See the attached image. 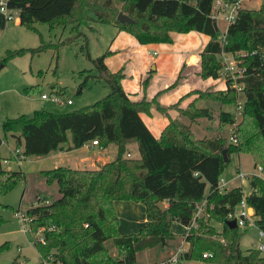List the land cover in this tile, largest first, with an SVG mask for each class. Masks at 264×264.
Here are the masks:
<instances>
[{"label": "trees", "instance_id": "1", "mask_svg": "<svg viewBox=\"0 0 264 264\" xmlns=\"http://www.w3.org/2000/svg\"><path fill=\"white\" fill-rule=\"evenodd\" d=\"M213 1L124 0L118 8L115 0H7L8 8L18 11L19 23L31 28L36 23H48L51 28L70 23L72 29L91 19L130 32L141 43L169 42L171 31L203 32L209 39L200 53L202 77L223 76L221 51L232 53L245 66L244 76L237 79L242 83L240 114L234 116L227 109H219L216 115L220 126L232 125L234 140L223 134L197 137L190 125L178 118L170 119L161 134L155 136L140 115L155 100L134 101L129 97L121 84L122 71L110 70L104 61L109 49L96 56L86 52L96 73L86 75L78 89L82 90L88 77L94 75L109 86L102 98L68 111L39 109L31 116L4 117L1 130L17 136L15 146H22L26 156L65 148V143H70L68 148L80 147L93 139L102 147L111 142L117 146L115 157L95 168L59 164L40 171L46 182H57L59 191L58 197L45 203L42 201L47 197L38 195L37 203L25 209L31 218V232L36 234L40 228L44 235L45 242L37 237L34 241L44 261L134 264L139 250L167 246L177 235L171 230V223L178 221L189 225L183 235L188 247L173 264H182L185 259L204 264H264V254L258 247L246 251L240 248L243 231L239 226L229 227L226 223L228 212L235 210L244 197L253 208L254 223L264 231V177L248 176L251 190L247 194L241 185L218 188V180L230 160V156L224 158L223 149L229 155L249 153L254 165H261L264 172V7L239 9L222 36L211 17ZM86 11L93 17H88ZM119 12L132 22L117 20ZM81 35L87 48V35ZM76 37L71 34L58 40L55 49ZM22 49L8 50L6 57ZM225 78V90L199 91L198 96L220 103H238L240 97L231 78ZM49 94L63 98L64 89L52 85ZM157 107L163 109L158 104ZM180 113L191 121L212 115L208 108L194 102L180 109ZM132 142L138 156L126 155L127 145ZM19 178H25L22 170L0 169V195L12 189ZM119 199L144 206L146 221L137 231L118 232L113 201ZM160 200L165 209L158 206ZM203 200L204 211L194 215L196 205ZM108 238L118 252L116 258L107 252L104 242ZM205 251L211 255L203 256Z\"/></svg>", "mask_w": 264, "mask_h": 264}, {"label": "rangeland", "instance_id": "2", "mask_svg": "<svg viewBox=\"0 0 264 264\" xmlns=\"http://www.w3.org/2000/svg\"><path fill=\"white\" fill-rule=\"evenodd\" d=\"M123 1L115 0L116 6L120 8V4ZM244 7L259 10L264 7V0H249L245 2ZM86 15L93 17L90 11H86ZM221 23L223 25V22ZM91 25H94L96 30H92ZM114 28L113 24L98 23L91 19L85 20V23L78 24L72 29L70 23L65 25L57 24L52 28L48 23H36L34 28H31L18 23L16 20L8 23L5 33L0 28V36L3 34L0 38V124L4 117H15L21 114L31 116L35 110L39 109L58 112L50 110V108L47 109V107L52 105L55 107V104L60 108V111L73 110L93 103L105 96L109 91V86L94 75L88 77L82 90L78 91V89L79 84L86 75L96 73V69L90 59L87 58L86 52L88 51L91 56L102 53L105 45L114 35V32L112 33ZM82 32L87 35V48L81 35ZM71 34L77 37L69 43L59 45L55 49L54 45L58 40ZM41 45L43 46L38 51L33 50V48ZM20 48H23L22 51L6 57L8 50L14 51ZM2 63L4 64L2 65ZM52 85L64 89L63 98H60L63 103L58 104L48 100L47 104L44 105V99L40 98V94L42 92L49 94ZM241 95L240 93L238 94L239 97H243ZM67 99H70L71 103L66 102ZM225 109L234 113L235 105L225 104ZM214 118L216 117L211 115L207 116V118H200L198 122H193L192 128L195 135L203 137L223 133L228 136L231 128L218 129L217 126L212 125ZM0 134L2 137L0 169L22 170L25 174V178L17 179L12 189L0 195V264H39L40 262L42 264H54L42 259L34 244L36 234L22 230V221L14 213V210L18 207H21L19 209H24L22 207L29 206L36 192L44 189V179L40 173L43 168L59 164L73 165L71 159L87 150L82 148L74 151H63L60 154L56 150L48 154L28 155L20 163L14 160L5 163L3 157L8 156L10 147L16 145L14 144L16 138L10 133H4L1 128ZM116 151V144L111 142L107 144L105 149H98L94 153L103 155L106 161L114 158ZM128 152L130 156L139 155L137 146L133 142L127 145V156ZM226 156H230V160L221 176L225 180L230 179V182L226 184L227 187L236 183V185L242 186L245 194L249 193L251 187L248 182V176L250 177V173H256L257 171L252 157L247 152H242L239 155L236 152H232L230 155L226 152ZM238 171L244 172L245 175L237 177ZM43 196L47 197L45 200L50 201L54 198L52 194ZM163 205L165 206L164 202ZM122 212L126 215V219L123 217L125 223L129 221L128 217L131 218L132 215L138 217L139 221L144 216L142 208L139 211L137 207H133L132 210L126 208ZM253 219L254 217L251 216L247 221V225L240 227L243 234L240 238L239 246L243 251H246L249 247H258L264 240L260 236L259 229ZM215 224L220 227L219 223L215 222ZM131 227V224H129L128 228ZM139 228L140 224L139 226L137 224V229L130 232H135ZM117 230L120 232L118 226ZM171 230L177 232L183 230L182 223L173 221ZM185 233H177L176 237L170 240L167 246H156L139 250L135 264H152L158 262L162 255L170 251H177L179 247H188L185 240L181 242V238ZM104 244L110 257L116 258L118 252L112 239H106ZM184 261H186L184 264H191L189 260ZM202 264L204 263L202 262Z\"/></svg>", "mask_w": 264, "mask_h": 264}, {"label": "crops", "instance_id": "3", "mask_svg": "<svg viewBox=\"0 0 264 264\" xmlns=\"http://www.w3.org/2000/svg\"><path fill=\"white\" fill-rule=\"evenodd\" d=\"M16 21L19 23L18 19ZM8 23L9 22L6 21L5 16L0 12V28L2 29L3 33H5L6 31ZM91 26L90 27L92 30H96V27L94 25ZM114 27L115 28L112 31V33L114 32V35L108 41L107 45H105L104 50L109 49L110 52L105 56L104 61L110 70L115 71L120 69L122 71L121 84L132 100H155V102L152 101V103L150 104L148 111L140 112L141 118L155 136H159L165 125L169 122L170 119L173 118H178L181 121L189 124L191 130L194 133L192 123L198 122L200 118H207V116H201L191 121L189 118H187L186 115L181 114L180 109L187 107L191 102H194V104L198 107L208 108L209 111H211V114L215 117L219 109H225L226 103H220L211 98H201L198 96L199 91L225 90L227 88L226 78L224 76L220 75L217 77H202L199 73L201 68L200 53L209 39V36L207 34L197 30H189L186 32L171 31L170 35L172 40L169 42L141 43L130 32L122 29L120 30L115 25ZM2 36L3 34L0 36V38ZM241 99L243 100V97H241ZM48 100L50 99H44V105L47 104ZM157 104L163 107V109L157 107ZM56 105L57 104H55V107L57 109L53 107L54 105L47 107V109L50 108V110L59 112L60 108ZM233 115L237 116L235 112L233 113ZM206 125L208 126V124ZM212 125L217 126L218 129H224L226 127L232 128V125H227L224 127L220 126L218 124L217 118H214L212 120ZM11 135L17 138L16 135ZM69 145L70 143H65V148L51 150L48 153L58 150L57 152L58 154H60L63 151H74L85 148L87 151H84L83 154L74 156L71 159V162H73V165H69L71 167L95 168L98 166V164H101L105 161V157L103 155H97L96 153H94V151H97L98 149L103 150L106 146L99 147L97 144H92L91 141H88L82 146L76 148H68L67 146ZM13 147L14 145L10 147V149ZM239 154H242V152L238 153V155ZM54 166L56 165H53L52 167ZM43 179L44 189L36 192L32 200L33 204H35V202L37 201L38 195L52 194L54 198L59 196L57 182L53 181L51 183H48L46 182L44 177ZM226 181L228 184V182H230V179H227ZM234 185H236V183H234L233 185H229V187ZM32 202H30V205L32 204ZM113 205L119 216L118 229L120 233H127L131 230H136L137 224L138 226L139 224L141 226L146 221L144 206L140 202L119 199L114 200ZM27 207L22 208L26 209ZM133 207H137L139 211L140 208H142L144 216L141 221H139L138 217L132 215L131 218L128 217V220L130 222L128 221L127 223H125L123 221V217L126 219V215L122 211H124V209L126 208L132 210ZM19 208L21 207H18L17 209ZM249 211L253 212V208L250 206ZM252 216L254 217V215ZM129 224H131V228H128ZM182 225L183 230L173 232L179 234L187 232L189 225ZM182 240L184 241L183 236L181 238V242ZM174 251H170L167 254L162 255L159 261L167 258ZM185 260H189L191 264H202L201 261L190 259ZM185 262L186 261L183 260L182 264H184Z\"/></svg>", "mask_w": 264, "mask_h": 264}, {"label": "built area", "instance_id": "4", "mask_svg": "<svg viewBox=\"0 0 264 264\" xmlns=\"http://www.w3.org/2000/svg\"><path fill=\"white\" fill-rule=\"evenodd\" d=\"M249 0H214L213 6L211 10V17L214 19V21L217 23V25L220 28L221 35L224 36V33L226 31V28L229 23H232L236 15L239 11V9L244 7L245 2ZM0 12L5 16L6 21H14L18 19V11L16 9H10L7 6V0H0ZM223 22V25L222 23ZM220 72H222V75L228 76L231 78V85L236 89V91L241 93V82H239L237 79L244 76L245 74V66L240 65L237 60L235 59L234 55L230 52L221 51L220 52ZM41 98L44 99H50L53 102L56 103H63L60 99V97L57 96H51L50 94H47L45 92L40 94ZM241 97L238 98V103L235 104V114L239 115L241 111L242 106V99ZM66 102L71 103L70 99H67ZM229 137L231 139H235L234 135L231 133L229 134ZM92 144H97L99 147H102L97 139L91 140ZM129 155V154H128ZM26 155L23 152V148L21 146H14L10 149V153L8 156H5L3 158L4 162H8L9 160H14L17 163H20L23 159H25ZM257 171L256 173H250V174H256L258 176L264 177V172L262 171L261 165H255ZM245 173L242 171H238L236 176L241 177L244 176ZM227 181L220 176L218 180V188L225 189ZM49 200H44L42 202H48ZM37 201L35 202V204ZM204 211V200L200 203H198L194 209V215H199ZM15 214L21 219L22 221V230L24 232L31 231L30 229V216L25 212V209H18L15 211ZM253 215V212L249 211V206L246 202V199L242 197L235 208V210L229 211L227 214L228 219L235 218L237 226L245 227L247 225V221L250 219V217ZM194 222V219H192L191 224ZM189 228V226H188ZM259 229V234L264 239V231L263 229ZM36 237L39 239L40 242H45L44 235L39 230L36 233ZM186 241V240H185ZM187 242V241H186ZM188 244V242H187ZM187 249L179 247L177 251L171 253L167 258L156 262L157 264H173L176 262L180 255ZM258 249L261 251L262 254H264V240L258 245ZM203 256L211 255L209 251H205L202 253ZM39 264H42L40 262Z\"/></svg>", "mask_w": 264, "mask_h": 264}, {"label": "water", "instance_id": "5", "mask_svg": "<svg viewBox=\"0 0 264 264\" xmlns=\"http://www.w3.org/2000/svg\"><path fill=\"white\" fill-rule=\"evenodd\" d=\"M117 20L121 21V22H132V19L129 18L127 15H125L123 12H119L118 15H117ZM223 154H224V158L227 159V156H226V149H223ZM158 206L161 208V209H165V206L163 205V202L160 200L158 201ZM227 225L229 227H235L237 224H236V220L235 218L233 219H228L226 221Z\"/></svg>", "mask_w": 264, "mask_h": 264}]
</instances>
